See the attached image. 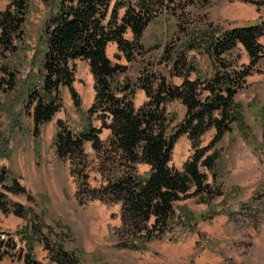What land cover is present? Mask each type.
Instances as JSON below:
<instances>
[{
	"label": "trees",
	"instance_id": "obj_1",
	"mask_svg": "<svg viewBox=\"0 0 264 264\" xmlns=\"http://www.w3.org/2000/svg\"><path fill=\"white\" fill-rule=\"evenodd\" d=\"M31 1L10 0L0 10V90L6 92L13 90L18 82L15 65H11L8 57L26 37ZM41 1L49 8L43 28L42 70L41 76L33 78L28 86L25 101L34 117V133L39 136L41 126L54 119L63 107L64 87H69L76 106H81L82 100L74 86L75 61L88 60L95 77V101L85 113L83 127L76 128L59 119L54 140L57 157L71 161V172L78 184L76 197L83 203L99 199L111 205L120 204L122 224L117 232L123 247L137 248L151 239L172 235L175 219L180 223L194 219L177 211L179 201L197 196L211 202L223 194L216 181L223 157L220 143L235 123L241 126L242 137L255 138L251 125L243 122L244 105L236 100V94L264 57V17L212 34L205 44L192 40L213 62V74L209 77L192 79L194 69L187 68L176 56L168 64L183 77L182 84L174 83L154 65L132 82L120 80L128 65L114 62L108 56L109 45L116 42L128 61H137L150 23L161 12L176 13V5L185 0L174 6L172 3L177 0ZM244 1L254 2L258 7L264 5V0ZM122 9L124 15L120 13ZM129 30L133 32L131 39L126 37ZM240 44L248 52L250 62L236 67L229 62L228 54ZM138 87L145 90L147 98L141 106H136L133 98ZM175 99L182 101L186 114L181 122L171 126L168 105ZM256 104L257 100H252L248 105L264 118V103ZM95 116L101 119L100 126L94 123ZM214 128L213 140L202 145L201 137ZM104 129L110 130L107 139L101 138ZM186 134L193 140L195 150L181 170L170 166V162L177 139ZM86 142H92L95 157L85 153ZM144 163L149 165V170L142 172L138 166ZM94 171L101 175L99 186L91 183ZM208 171L215 185L208 181ZM2 184L15 193H28L17 177L4 172L0 173ZM0 210L28 219L16 233L0 230V262L8 256L13 260L23 259L26 264H44L33 250L36 239L44 244L52 261L75 264V253L61 242L62 233L45 225L42 216L30 206L9 200L1 188ZM18 238L28 244L27 250L17 245Z\"/></svg>",
	"mask_w": 264,
	"mask_h": 264
},
{
	"label": "rangeland",
	"instance_id": "obj_2",
	"mask_svg": "<svg viewBox=\"0 0 264 264\" xmlns=\"http://www.w3.org/2000/svg\"><path fill=\"white\" fill-rule=\"evenodd\" d=\"M31 2L26 37L19 43L20 48L8 57L11 65H15L18 82L11 91L0 90V173L17 177L28 193H15L2 184L0 188L7 198L30 206L42 216L45 225L62 233L61 242L75 253V264H264V118L248 105L252 100H257V106L264 103V57L236 94V100L244 105L243 122L251 125L255 138L242 137L241 126L235 123L234 129L220 143L223 157L216 181L223 194L211 202L197 196L179 201L177 211L194 216L192 222L180 223L175 219L172 235L151 239L137 248L123 247L117 232L122 224L120 204L111 205L99 199L80 202L76 197L78 184L71 172V161L60 159L56 154L54 140L58 120L63 119L76 128L83 127L85 113L95 101V77L88 60L75 61L74 86L82 100L81 106H76L69 87H64L63 107L54 119L41 126L39 136L34 133V117L25 101L33 78L41 76L45 48L43 28L49 8L41 0ZM9 4L10 0H0V10ZM175 10L176 13L171 10L159 13L150 23L142 38L143 52L137 61H128L116 42L109 45L108 56L114 62L128 65L121 81L135 82L143 70L154 65L174 83L182 84L183 77L168 64L176 56L187 68L194 69L192 79L209 77L213 74V62L192 40L205 44L212 34L264 17V5L258 7L244 0H196L195 3L185 0L178 3ZM124 12L122 9L120 13L124 15ZM126 37L133 38V32L129 30ZM228 58L236 67L250 62L241 44L228 54ZM133 98L136 106H141L147 100L145 90L136 88ZM185 110L180 99L168 105L173 120L171 126L184 119ZM94 118V123L100 126L101 119ZM215 134L214 128L203 135L202 145L209 144ZM109 136L110 130L104 129L101 138ZM177 140L170 166L184 170L195 148L188 134ZM85 153L95 157L92 142H86ZM138 168L145 172L149 165L140 164ZM208 174V181L215 185V179L209 171ZM91 181L99 186L101 175L94 171ZM27 222L24 217L0 210L1 231L16 233ZM33 244L38 260L57 264L48 257L44 244L36 239ZM17 245L27 250L28 244L20 238ZM5 257L7 261L3 264L16 261Z\"/></svg>",
	"mask_w": 264,
	"mask_h": 264
},
{
	"label": "crops",
	"instance_id": "obj_3",
	"mask_svg": "<svg viewBox=\"0 0 264 264\" xmlns=\"http://www.w3.org/2000/svg\"><path fill=\"white\" fill-rule=\"evenodd\" d=\"M15 218H16V217H15ZM5 261H7V258H6V257L4 258L3 261H1V264H3ZM9 263H10V264H11V263H12V264H19V263H20V264H23V263L25 264V261H17V260H16L15 262H12V260H10L7 264H9Z\"/></svg>",
	"mask_w": 264,
	"mask_h": 264
}]
</instances>
